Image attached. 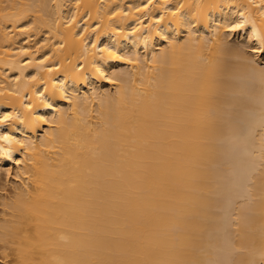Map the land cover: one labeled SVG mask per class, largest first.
<instances>
[{"label":"bare ground","instance_id":"1","mask_svg":"<svg viewBox=\"0 0 264 264\" xmlns=\"http://www.w3.org/2000/svg\"><path fill=\"white\" fill-rule=\"evenodd\" d=\"M12 172L13 264H264V0H0Z\"/></svg>","mask_w":264,"mask_h":264},{"label":"rangeland","instance_id":"2","mask_svg":"<svg viewBox=\"0 0 264 264\" xmlns=\"http://www.w3.org/2000/svg\"><path fill=\"white\" fill-rule=\"evenodd\" d=\"M234 40V39H232ZM248 47L249 45L246 44ZM2 175L5 176V172H2ZM12 175V176H11ZM9 175L8 177H2V180H0V219L1 218H14V214L15 212L13 211V209L7 207L6 205H4V199L11 193L13 186L16 183V177L14 172H12V174ZM6 178V180H5ZM4 181V182H2ZM6 244V243H5ZM8 245V244H6ZM10 246V245H9ZM12 249V248H11ZM10 248L4 247V243L2 241H0V264H13V260L14 259L13 256L14 253Z\"/></svg>","mask_w":264,"mask_h":264}]
</instances>
